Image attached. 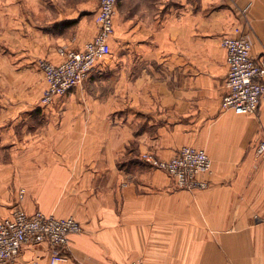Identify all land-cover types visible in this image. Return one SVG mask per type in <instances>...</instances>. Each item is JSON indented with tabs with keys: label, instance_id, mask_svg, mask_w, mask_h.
<instances>
[{
	"label": "crops",
	"instance_id": "0c3cea01",
	"mask_svg": "<svg viewBox=\"0 0 264 264\" xmlns=\"http://www.w3.org/2000/svg\"><path fill=\"white\" fill-rule=\"evenodd\" d=\"M98 9L0 0V100L41 97L37 60L83 48ZM114 27L110 51L38 124L31 113L0 116V219L18 205L76 218L84 230L70 235L65 264H264V98L249 114L222 106V41L248 33L260 56L264 0H118ZM185 145L212 159L205 188L176 187L144 157ZM9 264H50L49 244L25 245Z\"/></svg>",
	"mask_w": 264,
	"mask_h": 264
},
{
	"label": "built area",
	"instance_id": "2783aa9c",
	"mask_svg": "<svg viewBox=\"0 0 264 264\" xmlns=\"http://www.w3.org/2000/svg\"><path fill=\"white\" fill-rule=\"evenodd\" d=\"M118 0H99L96 22L98 33L78 50L60 47L62 61L55 63L47 58L39 60L47 86L42 94L43 105L51 104L57 96H64L74 87L84 83L98 61L110 51L109 40L114 33V18ZM226 50L228 73L222 106L239 114L256 112L264 98V52L255 56L253 42L247 33L226 36L222 41ZM264 157V140L256 147ZM144 157L157 168L166 171L181 188L206 187L208 182L199 175L211 173L213 162L208 153L191 145L181 147L169 159L153 154ZM20 191V198L25 196ZM84 230L73 216L57 217L41 210L28 212L17 208L12 216L0 219V264L15 262L25 245L49 244L50 264H65L70 259V235ZM129 264H143L132 261Z\"/></svg>",
	"mask_w": 264,
	"mask_h": 264
},
{
	"label": "rangeland",
	"instance_id": "374dc122",
	"mask_svg": "<svg viewBox=\"0 0 264 264\" xmlns=\"http://www.w3.org/2000/svg\"><path fill=\"white\" fill-rule=\"evenodd\" d=\"M40 59H42V58H40ZM40 59H38L37 60V70L39 71V78H41V79H37L35 82H34V84H35V88L33 87V90L34 91H36V90H38V88H36L38 85H39V83H40V81L41 80H45L46 81V78H45V74H44V72L40 69V67H39V64H38V62H39V60ZM33 84V85H34ZM83 84V83H82ZM81 85V84H80ZM46 86H47V81H46ZM45 86V87H46ZM44 90H45V88H44ZM44 90H42V92H44ZM5 91H7V90H5ZM43 94V93H42ZM67 95V94H66ZM65 96V95H64ZM64 96H60V97H64ZM41 98H42V96L41 97H39L38 99L36 98V99H33V100H29V101H23V102H18V103H16L14 100L13 101H3V100H0V116H3V115H7V114H13V113H15V112H18V113H20V114H28V115H30V113L33 115V123H36V124H38V122H39V115L40 114H42L44 111H45V109H44V107L43 106H47V105H43L42 104V102H41ZM31 102V103H30ZM40 104H41V106H40ZM50 105V104H49ZM7 138H4V140H6ZM4 150H8V149H1V157H0V159H4V160H7L8 159V153L7 152H3ZM260 156V155H259ZM260 157H262V156H260ZM163 170V169H162ZM209 185V184H208ZM207 185V186H208ZM206 186V187H207ZM176 187H178L177 185H176ZM178 188H181V187H178ZM194 188H205V187H194ZM22 189V188H21ZM21 189H20V191H21ZM186 189H193V188H186ZM25 193H26V191H25ZM21 196H20V194H19V200H21V198H20ZM22 201V200H21ZM20 201V202H21ZM19 207H21L20 205H18V207L17 208H19ZM25 209V208H24ZM16 210V209H15ZM134 261H139V260H134ZM140 263H141V261H140ZM143 263V262H142ZM143 264H145V263H143Z\"/></svg>",
	"mask_w": 264,
	"mask_h": 264
}]
</instances>
